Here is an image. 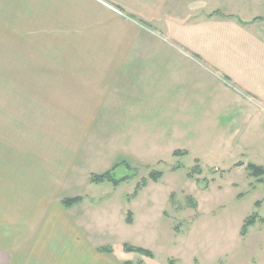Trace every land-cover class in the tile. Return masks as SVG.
Segmentation results:
<instances>
[{
  "label": "crops",
  "instance_id": "crops-1",
  "mask_svg": "<svg viewBox=\"0 0 264 264\" xmlns=\"http://www.w3.org/2000/svg\"><path fill=\"white\" fill-rule=\"evenodd\" d=\"M0 71L55 126L17 135L14 119L0 124V264H126L122 241L94 243L82 222L89 195L63 192L95 141L142 152L148 131L158 140L160 125L224 105L209 80L230 108L264 111V0H0Z\"/></svg>",
  "mask_w": 264,
  "mask_h": 264
},
{
  "label": "rangeland",
  "instance_id": "rangeland-1",
  "mask_svg": "<svg viewBox=\"0 0 264 264\" xmlns=\"http://www.w3.org/2000/svg\"><path fill=\"white\" fill-rule=\"evenodd\" d=\"M3 73L0 124L14 119L10 128L17 135L53 133L49 113L54 111L32 109L23 83ZM227 88L237 93L233 86ZM208 90L224 105L209 110L200 121L191 123L187 116L174 126L160 125L164 134L158 140L156 133L148 131L153 134H146L142 152L141 146L114 151L111 144L94 142L93 151L87 153L92 165L80 162V174L76 170L69 183L71 195L63 192L64 197L89 195L91 205H80L85 213L81 220L89 226L94 243L98 233L112 243L122 241L153 254V258L136 253L127 257L120 252L122 245H111L132 264H264V184L251 178L246 169L249 164L264 168V111L245 99L237 101L238 109L230 108L235 106L231 94L210 80ZM242 112L244 117L235 116ZM105 171L124 181L117 186L90 182L92 175ZM152 173L161 175L157 182L150 179ZM87 176L91 184L81 186ZM128 213L131 224L126 223ZM253 214L256 223L242 237L241 228ZM102 241L109 244V240Z\"/></svg>",
  "mask_w": 264,
  "mask_h": 264
},
{
  "label": "trees",
  "instance_id": "trees-1",
  "mask_svg": "<svg viewBox=\"0 0 264 264\" xmlns=\"http://www.w3.org/2000/svg\"><path fill=\"white\" fill-rule=\"evenodd\" d=\"M178 154H184V153H178V152H175L174 155H178ZM246 169L248 170L249 172V176L251 178H255L258 180V182L264 184V168L262 167H256L254 165H247L246 166ZM197 172H199V169L197 170ZM160 178L161 175L159 173H152L150 174V179H152L154 182H157V178ZM121 181H124V179H121V180H116L113 178L112 176V173L110 171L102 174V175H92L90 177V182L93 183V184H101L103 182H110L111 184H113L114 186H117L119 185V183ZM144 183L142 185H137L134 193H133V196H135L140 189H142L144 187ZM81 201L80 198H74V199H66L62 202V205L65 207V208H70L76 204H78L79 202ZM259 203H256L255 206H258ZM194 206V205H193ZM256 220H257V215L256 214H253L252 216H250L249 218H247L241 228V232H240V235L242 237H244L247 232H248V229L253 227L256 223ZM126 223L127 224H131L132 221H131V214L128 213L127 215V219H126ZM123 250L124 252L126 253H136V254H139V255H142L146 258H153V254L148 251V250H145V249H141V248H137V247H133V246H130V245H127L125 244L123 246ZM104 252H108L110 253L111 250L109 249H106L104 250ZM126 264H132L130 262L126 263Z\"/></svg>",
  "mask_w": 264,
  "mask_h": 264
}]
</instances>
